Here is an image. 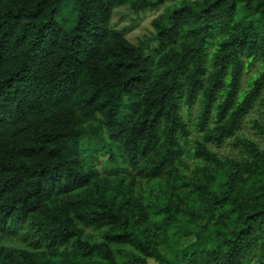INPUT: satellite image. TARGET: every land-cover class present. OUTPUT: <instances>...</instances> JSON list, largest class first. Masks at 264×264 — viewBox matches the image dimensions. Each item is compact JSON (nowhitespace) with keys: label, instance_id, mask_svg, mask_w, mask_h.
<instances>
[{"label":"trees","instance_id":"1","mask_svg":"<svg viewBox=\"0 0 264 264\" xmlns=\"http://www.w3.org/2000/svg\"><path fill=\"white\" fill-rule=\"evenodd\" d=\"M164 1L0 0V264H263L264 0Z\"/></svg>","mask_w":264,"mask_h":264},{"label":"rangeland","instance_id":"2","mask_svg":"<svg viewBox=\"0 0 264 264\" xmlns=\"http://www.w3.org/2000/svg\"><path fill=\"white\" fill-rule=\"evenodd\" d=\"M179 0H165L164 3L156 8H146L144 10H141L139 12H134L127 6H121L116 8L113 11L111 20H110V26L113 28H117L122 30L124 36L127 40L138 43L141 40L148 39L153 34V28L151 26L152 19L163 12L164 9L172 6L174 3L178 2ZM155 45V42L152 40H149L146 44V50L149 52ZM256 67L251 66L248 71L244 74L243 79L247 78ZM244 133L252 135L253 132L251 131V128L249 126L248 121H246V124L244 126ZM218 152L221 153H228L229 152V146L223 145L219 148H217ZM94 154H92L93 156ZM106 156L102 155L101 153L97 152L95 154V157L93 159V163L97 165L98 170H102V160H105ZM90 231V230H89ZM147 264H156V262L153 259H148ZM264 264V260H263Z\"/></svg>","mask_w":264,"mask_h":264}]
</instances>
